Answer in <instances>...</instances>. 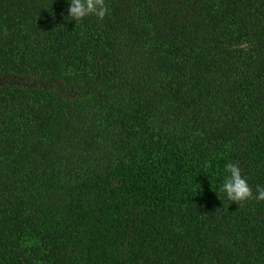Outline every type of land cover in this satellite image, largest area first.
Listing matches in <instances>:
<instances>
[{
	"label": "trees",
	"instance_id": "16d2710c",
	"mask_svg": "<svg viewBox=\"0 0 264 264\" xmlns=\"http://www.w3.org/2000/svg\"><path fill=\"white\" fill-rule=\"evenodd\" d=\"M0 0V264H264V0Z\"/></svg>",
	"mask_w": 264,
	"mask_h": 264
},
{
	"label": "clouds",
	"instance_id": "9594fccd",
	"mask_svg": "<svg viewBox=\"0 0 264 264\" xmlns=\"http://www.w3.org/2000/svg\"><path fill=\"white\" fill-rule=\"evenodd\" d=\"M68 4L66 20L83 21L90 16H96L103 19L108 14V8L105 0H66ZM224 194L231 202H246L249 199L264 201V186H258L256 195H253V189L248 180L242 174L238 163L228 161L224 165V176L222 182L218 185L217 194Z\"/></svg>",
	"mask_w": 264,
	"mask_h": 264
}]
</instances>
